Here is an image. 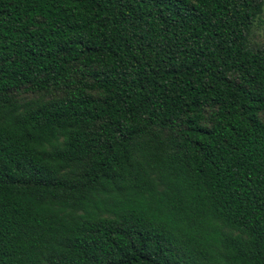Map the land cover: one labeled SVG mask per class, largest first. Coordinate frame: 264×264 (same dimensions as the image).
Returning <instances> with one entry per match:
<instances>
[{
	"label": "trees",
	"instance_id": "16d2710c",
	"mask_svg": "<svg viewBox=\"0 0 264 264\" xmlns=\"http://www.w3.org/2000/svg\"><path fill=\"white\" fill-rule=\"evenodd\" d=\"M264 0H0V264H264Z\"/></svg>",
	"mask_w": 264,
	"mask_h": 264
},
{
	"label": "rangeland",
	"instance_id": "374dc122",
	"mask_svg": "<svg viewBox=\"0 0 264 264\" xmlns=\"http://www.w3.org/2000/svg\"><path fill=\"white\" fill-rule=\"evenodd\" d=\"M249 41L251 44H264V7L261 14L254 20Z\"/></svg>",
	"mask_w": 264,
	"mask_h": 264
}]
</instances>
